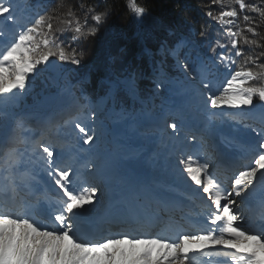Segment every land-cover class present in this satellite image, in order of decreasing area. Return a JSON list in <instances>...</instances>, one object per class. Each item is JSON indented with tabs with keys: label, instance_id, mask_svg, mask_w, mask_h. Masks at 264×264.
<instances>
[{
	"label": "snow or ice",
	"instance_id": "1",
	"mask_svg": "<svg viewBox=\"0 0 264 264\" xmlns=\"http://www.w3.org/2000/svg\"><path fill=\"white\" fill-rule=\"evenodd\" d=\"M126 7L143 19L146 8L137 0ZM205 7L210 23L199 35L210 55L188 37L169 49L182 73L169 83L182 103L167 113L158 146L166 149L162 160L173 181L159 190L135 186L101 210V188L114 179L102 143L104 105L114 100L115 85L99 102L82 87L76 96L63 65L81 63L84 51L73 45L94 37L112 9L58 0L22 19L18 0H0V37L10 35L0 46V264H264V0H209ZM180 49L189 50L182 59ZM44 70L58 95L73 102L59 111H28L26 98ZM123 83L135 97L134 78ZM224 116L255 139L224 138L240 155L232 175L220 179L196 146Z\"/></svg>",
	"mask_w": 264,
	"mask_h": 264
},
{
	"label": "trees",
	"instance_id": "2",
	"mask_svg": "<svg viewBox=\"0 0 264 264\" xmlns=\"http://www.w3.org/2000/svg\"><path fill=\"white\" fill-rule=\"evenodd\" d=\"M57 2L58 0H20L17 15L21 17L25 10L31 17L34 9L39 10V6L54 7ZM65 2L75 6L81 0H65ZM83 2L99 4L100 8L107 6L112 11L98 26L99 30L94 37L73 45L84 51V57L78 66L71 63L63 65L68 70L67 81L71 85H77L71 91L79 96L82 87L90 100L99 102L101 97L107 96L111 86L115 85L112 88L114 100L108 99L104 105L107 128L125 123L128 133L144 129L147 138L154 136L159 141L160 134L153 135L158 133L156 127L148 126L147 123L151 122L153 114L158 117L163 115L170 121L171 117L167 113L171 109L178 108L180 106L178 99H182L181 96L173 94L178 88L169 83L182 75L176 67V58L169 49L173 48L182 37H188L196 42L197 50L201 54L210 55L207 43L199 35L202 26L210 23L205 16V6L209 0H137L138 4L146 8L142 20L129 11L126 7L127 0H83ZM247 2H258V0H247ZM216 7L218 11L219 8ZM92 23L89 19V24ZM215 27L217 26L213 24V28ZM14 28L15 26L11 25L10 32ZM68 35L70 33L63 38L66 39ZM1 38L8 40L10 35ZM209 38L214 39L215 33L210 31ZM188 51V49H180V58H184ZM190 55L194 58L196 52L193 51ZM46 73L53 75L48 70H44L35 78L34 93L25 101L26 110L38 112L37 109L41 108L44 102V95H54L56 90L49 84L45 77ZM223 73L224 70L221 68L217 77L218 83L224 81ZM129 78L135 80L137 88L135 97L127 94L123 83ZM156 79L164 81L163 88L155 89ZM63 83L64 81H61V84ZM170 88L173 91H169ZM60 96L65 102H73L74 97L71 95ZM122 109L131 112L132 115L123 119L120 115ZM249 123H253L257 128L261 127L258 120ZM111 143L107 134L106 150L110 149ZM156 148V152L162 149L158 145ZM135 150L131 146L128 151Z\"/></svg>",
	"mask_w": 264,
	"mask_h": 264
},
{
	"label": "rangeland",
	"instance_id": "3",
	"mask_svg": "<svg viewBox=\"0 0 264 264\" xmlns=\"http://www.w3.org/2000/svg\"><path fill=\"white\" fill-rule=\"evenodd\" d=\"M18 6H20V0H18ZM23 10V9H22ZM29 15L25 10H23V15L21 18H27ZM10 27V25H9ZM7 41L3 40L0 37V46H3ZM47 80L49 84H51L56 90L54 95H44L41 108L39 107L38 112L42 111H59L62 107L71 104L70 102H65L62 99V96L59 97V88L52 84L49 79L50 75L46 73ZM40 102V101H39ZM38 102V103H39ZM179 104L181 105L182 99H178ZM26 104V103H25ZM27 106V104H26ZM226 111H233L230 109H226ZM164 116L161 115L159 118L157 115L153 114L151 116L150 124L156 125L159 129L164 127L163 121ZM199 120L201 122V126L206 122V118L204 116H200ZM125 123H120L116 126H112L108 128V135L112 141L110 149L106 150V137L102 143V151L104 155L108 156L113 162V175L114 179L110 181L106 186H102L101 188V204L98 206L99 209L103 210L105 208L107 202V195L109 194L111 197L112 192L115 191V194L119 197L122 195H127V189L132 188L131 181L134 174V171L138 167H142L152 174V183L154 189H158L160 185L167 182V179L171 180L172 174L167 172L164 169V164L162 160V155L166 151V149L162 148L159 153L161 157H154L153 153L156 152L158 145V139L154 136H149L148 138L145 136L147 132L135 131L132 133H128L125 129ZM251 132V130L246 131L243 127L234 128L232 122L226 117H221L217 121V125L213 128L208 134L206 138V142L202 145H197V148L202 149V151L206 152L211 157V170L214 174L223 179L225 174L222 176L221 173L215 168L214 162L220 157V151H233L240 155L239 148L237 147H228L225 143V137L236 136L242 143H248V141L243 137L244 134ZM153 134V135H158ZM251 137L255 139V134L251 133ZM195 143V142H193ZM133 144H137V148L135 151H128L129 147ZM87 147V146H85ZM105 147V148H104ZM203 158V156H201ZM126 174V175H125ZM229 175V174H226ZM232 175V174H231ZM230 176V175H229ZM168 183V182H167ZM227 183V182H226ZM128 186V188H127ZM194 187V186H193ZM102 211H98L94 213V215H102ZM115 230V229H114Z\"/></svg>",
	"mask_w": 264,
	"mask_h": 264
},
{
	"label": "water",
	"instance_id": "4",
	"mask_svg": "<svg viewBox=\"0 0 264 264\" xmlns=\"http://www.w3.org/2000/svg\"><path fill=\"white\" fill-rule=\"evenodd\" d=\"M252 132H248L247 134H244L243 137L248 141L251 142L254 138L251 137ZM134 146H137V144H133Z\"/></svg>",
	"mask_w": 264,
	"mask_h": 264
},
{
	"label": "bare ground",
	"instance_id": "5",
	"mask_svg": "<svg viewBox=\"0 0 264 264\" xmlns=\"http://www.w3.org/2000/svg\"><path fill=\"white\" fill-rule=\"evenodd\" d=\"M110 196V195H109Z\"/></svg>",
	"mask_w": 264,
	"mask_h": 264
}]
</instances>
